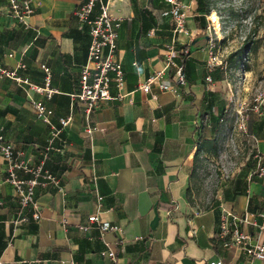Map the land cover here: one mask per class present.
I'll use <instances>...</instances> for the list:
<instances>
[{
    "label": "crops",
    "instance_id": "0c3cea01",
    "mask_svg": "<svg viewBox=\"0 0 264 264\" xmlns=\"http://www.w3.org/2000/svg\"><path fill=\"white\" fill-rule=\"evenodd\" d=\"M32 1L34 13L20 21L6 14L9 0H0V67L44 86L46 66L55 93L48 98L46 92L29 90L0 74V128L21 159L51 172L62 190L54 183L38 185L41 219L20 222L34 209L21 208L0 153V262L264 264L239 246H227L230 236L221 228L222 204L246 220L239 224L241 230L264 242V172H256L260 161L248 173L224 180L213 206L199 211L192 204L197 146L215 138L217 118L211 111L220 100L217 86L227 79L226 69L219 80L220 70L209 66L217 50L202 29L205 18L194 0L184 1L191 5L192 36L178 40L166 0L111 2L121 22L117 56L125 72L126 96L118 98L119 89L112 84L113 99L100 102L90 115L83 104L73 106L71 97L81 90L92 42L88 26L75 14L86 0ZM172 44L185 84L176 83L177 69L170 67L166 80L177 93L154 85L153 99L139 87L166 67ZM182 50L187 53L182 55ZM209 75L213 82L207 81ZM33 100H43L53 110L57 128L62 127L60 119H72L52 144L53 128L36 116ZM87 127L95 128L92 135ZM19 175L33 177L24 171ZM98 195L103 197L101 217L121 225L123 233L102 235L96 224L80 229L98 211ZM107 243L116 252L115 263L103 255Z\"/></svg>",
    "mask_w": 264,
    "mask_h": 264
},
{
    "label": "built area",
    "instance_id": "2783aa9c",
    "mask_svg": "<svg viewBox=\"0 0 264 264\" xmlns=\"http://www.w3.org/2000/svg\"><path fill=\"white\" fill-rule=\"evenodd\" d=\"M124 1V0H86L76 10L75 14L79 20V23L85 24L89 28V34L91 36V44L89 47L88 62L83 66L81 72V90L77 94H72L73 106L77 103H81L85 106L86 113L90 115L93 109L103 101L113 99L110 93L112 84L119 89L118 98H124L125 89V72L123 64L117 56L118 48V36L119 28L121 26L120 18L114 16L111 10V2ZM171 5V9L166 14H171L174 18V38L178 40L179 36L185 35L187 37L192 36L191 30L188 28V19L191 13V5L185 3L182 0H166ZM10 8L6 11V14L20 20L25 21L30 15L34 13V4L32 0H9ZM1 13V11H0ZM210 29V28H209ZM187 51L182 50L181 54H186ZM176 54L175 46L172 44L168 49L166 58V67L160 71L155 72L147 78V80L140 85V91L146 94H151L153 99L157 96L152 93V87L158 86L162 91H169L177 93V88L168 83L166 77L170 67H176V83L185 84L184 71L182 66H178L174 55ZM227 63L223 60H219V56L212 57L209 62L210 68L214 69L217 66ZM25 67V65H21ZM47 73V81L44 86H40L32 83L28 78L19 76L17 70H9L0 67V74L4 77L11 78L27 86L29 90L45 93L48 98H51L55 93V90L50 87V70L43 66ZM49 75V76H48ZM208 82H213L212 76L207 77ZM33 107L35 114L40 120L49 124L53 128V135L51 143L59 137L62 128L69 125L72 120L71 117L61 120V128H57L52 123L53 110L47 106L43 100H33ZM89 134H93L95 128L87 127ZM51 147L48 149L50 150ZM58 151L62 149L57 148ZM0 153L7 165L8 181L15 187L19 203L21 208L32 207L33 213L29 216L22 215L20 222L27 221L28 219L40 220L41 212L36 202V188L40 184L54 183L62 190L60 182L56 176L51 172L44 170V168H32L28 166L19 154L14 150V146L4 136L2 129L0 128ZM260 170L264 171V167ZM21 171L32 173L31 179H23L19 173ZM262 171V173H263ZM40 178L44 180L41 181ZM103 197L98 195V211L89 216V224L80 225V229L89 230L92 224H96L101 231V234L108 232L123 233L124 228L112 223L109 220H105L101 217V203ZM246 221L244 218L236 215L230 208L221 204V228L224 236H230V241L227 246H239L253 259L261 260L264 262V242L255 241L252 235L240 229L239 224ZM233 222L234 227H231ZM107 250L103 252V255L109 257L113 263L117 262L116 252L107 243ZM221 261L213 262L210 264H221ZM2 264V262H0Z\"/></svg>",
    "mask_w": 264,
    "mask_h": 264
},
{
    "label": "rangeland",
    "instance_id": "374dc122",
    "mask_svg": "<svg viewBox=\"0 0 264 264\" xmlns=\"http://www.w3.org/2000/svg\"><path fill=\"white\" fill-rule=\"evenodd\" d=\"M203 6H210L211 12H201L202 29L219 60L226 61L246 40L252 49L239 66L229 62L227 79L217 86L220 100L211 114L217 118L213 123L219 156L206 158L202 153L199 158L192 184V204L199 211L217 203L224 180L248 173L254 162L264 161V0H205ZM213 11L218 14L219 33L209 20ZM256 167L262 173L259 164Z\"/></svg>",
    "mask_w": 264,
    "mask_h": 264
},
{
    "label": "trees",
    "instance_id": "16d2710c",
    "mask_svg": "<svg viewBox=\"0 0 264 264\" xmlns=\"http://www.w3.org/2000/svg\"><path fill=\"white\" fill-rule=\"evenodd\" d=\"M205 0H197L198 2V8L197 10L200 11V12H203L205 14H209L211 12V7L210 6H206L204 7L203 6V3H204ZM261 17H264V8H263V14ZM251 44H250V40H246L244 42V44L235 52L231 53L227 60L225 61L227 64L226 68L224 65H220V66H217L215 67L214 69H218L220 70V72L218 73V75H216V79H223L224 77V69H228V65H229V62L230 63H234L235 65L239 66L241 64V61L242 59L245 57V55L247 53H249V51L251 50ZM204 151V152H207V153H210L212 155H214L215 157L219 156V144H218V141L217 139L215 138H211V139H203L201 140L199 143H198V146H197V152H196V155H195V167H194V173H196L198 170V161H199V158H200V155H201V152ZM261 167H264V161L261 160L260 164H259V169ZM191 192V190H190ZM190 198H191V195H190Z\"/></svg>",
    "mask_w": 264,
    "mask_h": 264
},
{
    "label": "bare ground",
    "instance_id": "6f19581e",
    "mask_svg": "<svg viewBox=\"0 0 264 264\" xmlns=\"http://www.w3.org/2000/svg\"><path fill=\"white\" fill-rule=\"evenodd\" d=\"M218 14H216V12H212L211 14V17H210V20L213 21L214 25H215V28L217 31H220L221 30V26H220V22L218 20Z\"/></svg>",
    "mask_w": 264,
    "mask_h": 264
}]
</instances>
